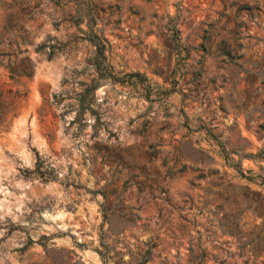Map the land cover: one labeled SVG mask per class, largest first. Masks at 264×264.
Returning a JSON list of instances; mask_svg holds the SVG:
<instances>
[{
  "label": "rangeland",
  "instance_id": "374dc122",
  "mask_svg": "<svg viewBox=\"0 0 264 264\" xmlns=\"http://www.w3.org/2000/svg\"><path fill=\"white\" fill-rule=\"evenodd\" d=\"M0 264H264V0H0Z\"/></svg>",
  "mask_w": 264,
  "mask_h": 264
}]
</instances>
